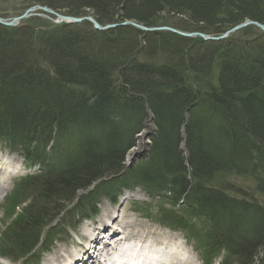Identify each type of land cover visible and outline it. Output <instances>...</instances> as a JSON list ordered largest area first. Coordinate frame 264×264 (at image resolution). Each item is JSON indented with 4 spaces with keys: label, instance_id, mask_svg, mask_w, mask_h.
I'll return each mask as SVG.
<instances>
[{
    "label": "trees",
    "instance_id": "16d2710c",
    "mask_svg": "<svg viewBox=\"0 0 264 264\" xmlns=\"http://www.w3.org/2000/svg\"><path fill=\"white\" fill-rule=\"evenodd\" d=\"M7 1L16 3L13 16L37 4L101 25L120 19L214 36L247 20L264 25V0ZM164 15L173 19L159 22ZM144 98L158 128L148 159L166 174L147 160L124 171L130 138L145 127L127 113L143 118ZM196 99L206 116L198 123L223 141L216 148H204L195 136L202 126L187 119ZM0 141L48 170L23 182L26 193L20 189L15 199L9 237L21 257L80 192L111 179L81 199L73 218L97 193L113 198L140 187L174 209L183 202L179 213L163 211V220L194 233L208 254L225 251L226 264H264V34L255 27L212 43L131 27L86 36L81 26L36 19L0 25Z\"/></svg>",
    "mask_w": 264,
    "mask_h": 264
},
{
    "label": "bare ground",
    "instance_id": "6f19581e",
    "mask_svg": "<svg viewBox=\"0 0 264 264\" xmlns=\"http://www.w3.org/2000/svg\"><path fill=\"white\" fill-rule=\"evenodd\" d=\"M6 15L7 16L3 15L2 17H0L1 22H4V24L0 23V25L4 26V27H7V28L18 27L21 23H23V22H25L27 20H31V19L40 20V22H42V23L44 22L46 24V26L49 27V24H50L48 22V19H49V21L52 22L54 25H56V26L64 25V27L69 26L68 23L74 21L75 23H71L70 26H81V27H83L84 32L86 31V36L91 35V34H95L96 35V34H99V33H105V32H108L109 30H114L117 27H131V28H133V29H135V30H137V31H139L141 33H145V34H156V33L164 32V33H171V34H174L176 36H180L181 35L180 37L188 38V39H192L194 37H188V36H183V35L200 34V35H203V36L207 35V37H210L212 39H220V40H210L209 42H212V43H218V42H221V41L225 40L224 39L225 38L224 37L225 33L221 34L219 36H214V35H210V34H204V33L200 32V31H193V32L183 31V29L178 27V26H176V28L175 27H169V26L161 27L160 23H156V24H154L152 26H143L141 24H138L135 21H126V20L125 21H121L120 19H118V20H116V23H112V24H108V25L107 24L106 25H101L92 16L73 17V16H70L68 14H64L63 12H56V11L52 10L51 8L45 7L44 5H37V4L34 5V6H31V7H26L25 10H23L20 14H17L16 16H13L14 14H9V13H7ZM42 16H45L47 19L43 18ZM18 18H19V21L15 24L16 26H11L10 27V26H6L5 25L6 23H9L11 21L17 20ZM167 19H173V18H171V16L169 18L168 16L164 15V16L158 18V21L161 22V21H164V20H167ZM176 19L182 20V21L183 20H188V18H186L184 16H180L179 18H176ZM239 25H241V24H239ZM260 25L264 27L263 24H260ZM235 27H237V26H235ZM37 31L41 32L42 30L38 29ZM37 34H39V33H37ZM195 38L201 39V41L206 42L205 40H202V38H200V37H195ZM143 58H145V57L143 56ZM143 58L139 57V56H138V58L136 57V59L138 60L137 62H139V63L145 62L146 63L145 60L143 61ZM156 61H157V59L152 61V62H156ZM75 87H77V86H75ZM71 89H73V88H71ZM127 90L130 91L131 89L128 88ZM77 91H80V90L77 89ZM128 96L138 97V98L140 97V96H137L132 91L129 92ZM126 102L127 103H134V104L136 103L134 99H131V100L126 101ZM200 103H201L200 100H197V99L194 100L193 103L190 104L191 107H189L187 109V111H186V116H188L187 119L190 120L193 124L196 123L199 126H200V124L198 123V120L201 121L202 120L201 119L202 116L206 117L204 114H202L204 111L201 112V110H200L201 109V104ZM149 108H150L149 107V103L145 99L144 100V110H145L146 114H144L143 118H140L139 115L135 116L134 112H132V110H129L130 112L127 113L128 114V118L130 117L132 119V116L130 115V114H132L137 119H140V121L142 123L144 122V124H145L144 128L148 127L147 130L144 129V132L143 131L134 132V135L132 134V136L130 138V145H128V148H130V147L131 148L128 151L129 154H127V157L129 155L131 160H133V161H130L131 164H132L131 166H134L136 168L139 165L138 164L139 160H136V162H134V160L136 159L137 156H139V155L142 156L143 152H146L145 150H148L147 149L148 143H151L152 139L155 138L157 133H158V128H157V122H156V119H155V115L153 114V112ZM209 113H210V111H209ZM213 113L214 112H211L212 116H214V118H215V114H213ZM216 119L217 118H215V120ZM201 126L202 127L204 126L205 129L204 128L195 129L196 130L195 131V134H196L195 136L198 137V138H201V139L202 138H206V142L208 143L209 142V139H208L209 136L207 138L206 135H209L210 132L208 131V128H206L204 124H202ZM218 126H220V125L218 124ZM134 127H136V126H134ZM134 127L129 128V131L131 129H133ZM185 129L186 128H183V131H185ZM150 131L152 132L151 136L148 135L150 133ZM163 131H164V129H163ZM205 133H206V135H205ZM212 142H213V140H212ZM222 143H223V141L220 140V141L216 142L215 144L216 145L217 144L222 145ZM121 146H122V144H120V145L118 144L116 147L120 148ZM181 146L185 150L184 156L186 157V154L188 156L189 147H190L188 142L185 141L183 143V145H181ZM184 150H183V152H184ZM186 159H187V157H186ZM146 160L152 162L150 159H148V157L146 158ZM152 163H153L152 167H154V169L156 171L157 170H158V172L161 171L164 174L168 173L167 170L164 169L165 167L162 168L160 166L158 161H154L153 160ZM187 163H189V162L187 161ZM128 168H129L128 166H125V170L124 171H126V169H128ZM112 177L113 176H111L110 178H112ZM227 177L228 176H226V179L223 178V180H228ZM173 181H172V183L174 185L178 186V184L175 183V180H173ZM3 188H5V186H3ZM3 188L0 187V194H2V191L4 192ZM106 211L108 212L107 209H106ZM112 222H113L114 227H119L121 229L120 223L118 222L117 219L113 220ZM99 223H101V225H103V226H100ZM99 227H107V225L104 224V221L102 219L98 220L97 223H93L91 225H88L87 228L84 230L83 235H86V234H88L90 232L93 233V231L97 232ZM117 234L118 233H115V236ZM120 234H123V230L122 229H121V233ZM92 236H93V234H92ZM114 237H112V238H114ZM131 238L134 239L135 241H139L140 243H149V244H151L149 238H145V237H140L139 238L138 236H135V237L131 236ZM127 240H129V239L128 238H124V241H127ZM98 241L101 242L102 240H98ZM113 241H116V240H113ZM116 242H118V240ZM81 248H82V252L78 253L79 254L78 258L81 259L82 261H77V262H82L81 264H93L94 261L91 260V258H92L91 252L88 250V248H85L84 246H82ZM60 253H61V251L57 250L56 253H55V256H58ZM62 254H63V251H62ZM140 254H141V252L135 251V252H132L131 254H128V257H129V259L131 261H133V260L135 261V260H137L140 257ZM73 257L74 256H72L71 258H73ZM77 262H73L72 264H78ZM51 264H54V263H51ZM61 264H66V263L63 262ZM67 264H71L70 261H68Z\"/></svg>",
    "mask_w": 264,
    "mask_h": 264
},
{
    "label": "rangeland",
    "instance_id": "374dc122",
    "mask_svg": "<svg viewBox=\"0 0 264 264\" xmlns=\"http://www.w3.org/2000/svg\"><path fill=\"white\" fill-rule=\"evenodd\" d=\"M4 1L5 0H0V16L1 15L7 16L6 15L7 13L12 14V12H11L12 10L11 9L9 10V8L16 7L15 6L16 3H14L13 1H7V0L5 2ZM42 17L46 18L45 16H42ZM50 23H52V22H50ZM122 114H123V112H122ZM201 128H204V126L201 127ZM205 135H206V133H205ZM206 136L208 138V135H206ZM208 139H209V142H208L209 145L212 146V147H214V148H216V146H217L215 144L216 142L214 140H213L214 142H212V139H210V138H208ZM201 141L204 144V148L206 147V149H208L207 143H206V138H202ZM2 151L4 152V151H7V150H2ZM145 154L146 153L142 154V156H145ZM12 155H14V158H16V159L19 158L18 160L20 161L21 156L19 154L12 153ZM130 161H131V158L128 155V157L126 158V166L131 167V162ZM238 181L241 182L245 187H247L249 185V184L244 183L241 180H238ZM11 187L9 188V190H7L8 192L11 191ZM7 191H5V192H7ZM5 192L2 191V194H0V196H1L0 197V254L3 257H5L6 260L0 261V264H23L21 262V259L15 258V255L14 254H16V253H14L13 256H11V255L6 256V253H4L7 249L14 250L13 249V246L11 245V243H13L12 237L11 238L9 237L10 236L9 233L12 231L11 229H13L12 226H11V223H12L13 219L15 218V216L16 217L18 216V215H15L16 212L18 213V210L15 207L17 205L18 200H14L13 199V200H10V201H8L6 203V201L3 199V197H4L3 195H4ZM84 192H88V191L80 192L79 193L80 198L84 196V194H83ZM75 202L73 203V205L75 204ZM106 206H108V205H106ZM73 207L74 206L69 205V207H67L63 213H69V212H71V209ZM100 208H101L100 211L102 212V211H104V209L106 207H105V205H102ZM122 212L127 213V214H130V212H132V210H131L130 207L126 206V209H124V207H123ZM60 216H62V214ZM137 217H138V215L137 214H134V219L135 220H136ZM69 218H71V215H70ZM69 220L70 219L66 218V216H65V219L63 220L62 224H59V228L58 227L56 228L57 233H60L61 234L63 232V234L59 237V239L63 238L62 240L64 242L61 245L59 243L54 244L52 246V248L50 249V254L47 255V256L45 255L43 258L49 259V256L55 254V252L57 250L70 249L71 248L72 244L75 242V239L74 238L76 237V235L79 234V229L80 228H77V230L73 232L72 229H71L72 226H67V224H66V222H68ZM241 232L243 234L246 233V231L244 232V228L241 230ZM170 235H172L174 237H177V238L182 237L180 234H173V232L170 233ZM195 257H197V259H198L199 256H195ZM43 258L41 260L42 262H43ZM190 261H193V260L190 259ZM217 261L219 262V260H217Z\"/></svg>",
    "mask_w": 264,
    "mask_h": 264
},
{
    "label": "water",
    "instance_id": "95a60500",
    "mask_svg": "<svg viewBox=\"0 0 264 264\" xmlns=\"http://www.w3.org/2000/svg\"><path fill=\"white\" fill-rule=\"evenodd\" d=\"M24 16V15H23ZM19 21V18L17 19V20H14V21H11V22H9V23H6L5 25L6 26H16L15 24L17 23ZM0 23L1 24H4V22H1V20H0ZM72 23H75L74 21L72 22ZM248 25H253V26H256V27H258L259 29H261L263 32H264V27L263 26H261L260 24H258V23H256V22H245L244 24H241V25H239V26H237V27H235V28H233L229 33H232V32H236V31H238V30H240V29H243V28H245L246 26H248ZM144 29V28H143ZM185 36H188V37H200V38H202V39H204V40H207V41H210V40H220V39H212V38H210V37H207V36H203V35H200V34H190V35H185ZM224 37H226V36H224ZM223 37V38H224ZM222 39V38H221Z\"/></svg>",
    "mask_w": 264,
    "mask_h": 264
}]
</instances>
